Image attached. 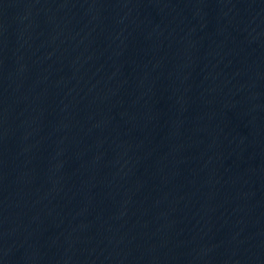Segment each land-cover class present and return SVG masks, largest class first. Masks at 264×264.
<instances>
[{"label": "water", "instance_id": "1", "mask_svg": "<svg viewBox=\"0 0 264 264\" xmlns=\"http://www.w3.org/2000/svg\"><path fill=\"white\" fill-rule=\"evenodd\" d=\"M0 264H264V0H0Z\"/></svg>", "mask_w": 264, "mask_h": 264}]
</instances>
